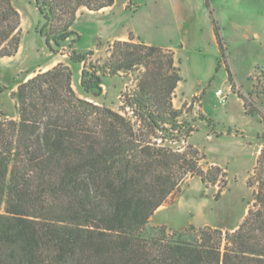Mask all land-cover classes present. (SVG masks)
Segmentation results:
<instances>
[{
    "label": "trees",
    "instance_id": "1",
    "mask_svg": "<svg viewBox=\"0 0 264 264\" xmlns=\"http://www.w3.org/2000/svg\"><path fill=\"white\" fill-rule=\"evenodd\" d=\"M34 3L41 17L37 34L56 52L76 35L71 26L79 8L98 10L113 0ZM205 4L212 17L210 0ZM20 33L18 9L0 0V58L17 52ZM132 39L114 41L100 67L85 65L90 51L72 50L68 57L84 63L80 87L93 97L102 92L105 74L138 69L126 98L134 122L80 97L62 62L11 93L17 118L0 112V264H264V134L254 202L236 228L148 225L185 176L215 182L220 168L204 171L193 146L180 152L150 141L158 131L169 133L166 125L178 115L171 96L182 77L171 50ZM4 89L0 85V93Z\"/></svg>",
    "mask_w": 264,
    "mask_h": 264
},
{
    "label": "rangeland",
    "instance_id": "2",
    "mask_svg": "<svg viewBox=\"0 0 264 264\" xmlns=\"http://www.w3.org/2000/svg\"><path fill=\"white\" fill-rule=\"evenodd\" d=\"M12 2L22 11L21 39L20 48L14 55L0 58V85L5 88L0 93V112L16 119V107L11 93L17 85L31 73L34 75L39 72L33 70L38 64L42 67L49 65L59 54L65 53L68 56L69 52L75 51L74 44L82 49L85 41H79V34L74 31L77 38L72 34L56 52L50 51L37 34L41 17L35 9L34 0ZM210 7L224 47L222 51L219 48L218 71L214 75L217 85L231 97L232 116L228 122H222L215 117L201 115L199 101L202 93L196 91L176 109L178 115L175 120L166 125L169 133L158 131L150 136L151 142L158 144L161 138L160 144L172 150L181 148L180 152L189 146L195 147L202 154L199 166L204 171L212 165L220 168L215 182L204 183L197 175L185 176L178 188L149 218V226L164 225L169 231L190 224L196 227L214 226L223 231L236 228L248 208L252 207L258 186L254 170L263 146L259 136L264 134V0H210ZM242 35L247 39H243ZM110 46L103 43L99 48L93 47L95 52L90 51L92 54L88 55L85 65L88 68L103 65ZM137 70L125 73L131 80L123 84L115 96H106L102 92L97 97L87 95L80 87V80L77 86L74 84V90L80 97L119 109L126 102L127 88L132 90L134 87ZM198 120L202 123L197 126ZM188 124L191 126L189 132L181 134L182 128ZM221 135L239 138L245 143L247 153H236L237 159H230L228 155L226 162L221 161L225 158L220 155L218 162L214 163L205 147L204 137L214 140Z\"/></svg>",
    "mask_w": 264,
    "mask_h": 264
},
{
    "label": "crops",
    "instance_id": "3",
    "mask_svg": "<svg viewBox=\"0 0 264 264\" xmlns=\"http://www.w3.org/2000/svg\"><path fill=\"white\" fill-rule=\"evenodd\" d=\"M190 1L113 0L111 6L98 10L81 7L71 29L79 34V41H85V47L80 49L74 44V49L76 52L91 50L95 52L93 48L95 46L99 48L103 43L109 45L114 41L128 40L132 34V41L171 50L174 64L179 68L182 77L172 93V107L177 109L185 98L198 91L202 93L199 101L201 115L228 122L232 116L231 97L228 95L226 102L220 103L215 94V91L221 88L217 85L214 75L218 71L217 60L220 57V50L212 17L205 0H192V3ZM14 6L22 16L21 8ZM242 38L247 39L244 35ZM55 58L51 64L43 67L38 64L33 70L43 71L62 62L69 65L72 70V87L74 88V84L77 86L83 62L72 63L65 53ZM126 72L105 74L101 82L102 93L106 96H115L119 88L131 80L129 75H125ZM196 123L198 126L202 121L198 120ZM204 139L205 147L213 157L214 163L218 162L220 155L225 158L221 161H225L228 155L230 159H237L236 153L240 155L247 153L245 143L233 135H221L214 140H207L206 137ZM238 159L241 161L242 158Z\"/></svg>",
    "mask_w": 264,
    "mask_h": 264
},
{
    "label": "built area",
    "instance_id": "4",
    "mask_svg": "<svg viewBox=\"0 0 264 264\" xmlns=\"http://www.w3.org/2000/svg\"><path fill=\"white\" fill-rule=\"evenodd\" d=\"M135 82H136V79H135ZM134 86H135V83H134ZM133 88H134V87H133ZM130 91H131V89H130V88H127V91H126V94H125V97H126V98H127V94H128ZM215 94H216V96H217V98H218V101H219L220 103H224V102H226V100H227V94L223 91L222 88H218V89L215 91ZM118 110H119L120 113L129 116L133 122L136 121V117H135V115H134V113H133L132 108H131L130 106H128V105L126 104V102H125V104H123L122 107L119 108ZM161 140H162L161 138L158 139V145H163V146H165L164 144H160V143H161ZM173 142H176V141H173ZM171 143H172V142H171ZM167 147H169V146H167ZM179 149H181V148H179ZM179 149H178V150H175V151H180ZM173 150H174V149H173Z\"/></svg>",
    "mask_w": 264,
    "mask_h": 264
}]
</instances>
